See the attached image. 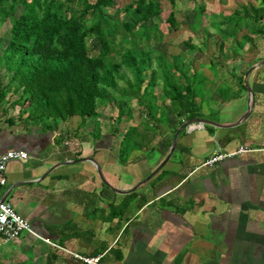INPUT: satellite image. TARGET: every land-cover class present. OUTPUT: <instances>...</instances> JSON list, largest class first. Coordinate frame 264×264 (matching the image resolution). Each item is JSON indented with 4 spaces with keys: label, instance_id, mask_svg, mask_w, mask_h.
I'll return each mask as SVG.
<instances>
[{
    "label": "crops",
    "instance_id": "1",
    "mask_svg": "<svg viewBox=\"0 0 264 264\" xmlns=\"http://www.w3.org/2000/svg\"><path fill=\"white\" fill-rule=\"evenodd\" d=\"M223 8L218 14L236 9ZM253 27L263 31L264 20ZM225 58L219 62L230 67L232 59L238 69L196 72L208 78L198 101L207 124L183 129L168 159L176 120L167 108L157 115L156 135L144 130L138 106L131 120H113V130L101 115L99 129L78 116L52 130L0 118V155L28 154L7 164L3 195L38 237L5 243L0 236V264H85L75 255L99 264H264V64L247 78L254 104L243 121L249 96L244 81L238 84L264 60V34ZM127 125L137 127L141 146L121 160ZM240 146L253 151L202 167L215 152Z\"/></svg>",
    "mask_w": 264,
    "mask_h": 264
},
{
    "label": "trees",
    "instance_id": "2",
    "mask_svg": "<svg viewBox=\"0 0 264 264\" xmlns=\"http://www.w3.org/2000/svg\"><path fill=\"white\" fill-rule=\"evenodd\" d=\"M168 3L171 8L165 10L160 0H132L123 7L116 0H0V28L9 27V37H0V109L6 92L19 93L11 106L20 105L19 118L27 114L31 124L52 130L78 116L93 119L99 129L102 108L115 109L112 120L119 125L131 120L136 105L144 130L156 135L157 115L167 108L176 120L175 133L201 116L200 87L208 78H198L189 64L183 70L170 62L164 34L176 32L185 18L194 32L205 7L197 3L178 16L175 0ZM259 4L219 14L221 28L208 70L238 69L231 55L243 53L245 43L264 34L253 27L264 20V0ZM222 56L231 59L230 67L219 62ZM247 69L238 77L242 87ZM157 87L163 99L155 95ZM127 126L121 160L141 146L137 127Z\"/></svg>",
    "mask_w": 264,
    "mask_h": 264
},
{
    "label": "rangeland",
    "instance_id": "3",
    "mask_svg": "<svg viewBox=\"0 0 264 264\" xmlns=\"http://www.w3.org/2000/svg\"><path fill=\"white\" fill-rule=\"evenodd\" d=\"M131 1L132 0H116V4L123 7ZM240 1L247 0H175V10L177 11L178 16L183 15L186 10L194 8L197 3L203 5L205 11L202 14L201 26L196 28L194 32L189 27L188 21L185 18V20H182L181 25L176 32H173L170 35L164 34L169 61L172 59L173 62L178 63L183 70L186 68L185 65L189 64L194 71L201 73L204 68L209 66L208 60L210 55L214 53L215 48L214 41L219 38L218 29H220L221 26L219 25L220 16L218 12L224 9L223 6L231 7L230 9L236 7ZM160 2L165 10L171 8L168 0H160ZM17 11V13H19L20 7H18ZM0 37L5 39L9 37L8 26L0 28ZM251 53L253 52L248 51L247 54L249 55ZM190 59H193V61ZM154 93L158 98L160 97L163 99L160 87L155 88ZM205 95L207 97V94ZM18 97L19 93L12 94V92H6V100L2 104L3 108L0 109V118L7 123L10 118H13V120L18 121L17 123L21 125L27 123L30 124V121H26L27 114L19 118L20 105L14 107L11 106L12 102L17 100ZM115 97L118 98L119 96L115 94ZM135 106L133 107L136 109ZM101 112L100 115L102 116L101 120L103 125L113 130L115 128V121L113 122L112 119L117 115V111L106 107L102 108ZM25 121L27 123H25Z\"/></svg>",
    "mask_w": 264,
    "mask_h": 264
},
{
    "label": "built area",
    "instance_id": "4",
    "mask_svg": "<svg viewBox=\"0 0 264 264\" xmlns=\"http://www.w3.org/2000/svg\"><path fill=\"white\" fill-rule=\"evenodd\" d=\"M251 151H253L251 148L240 146L232 153L215 152L203 162L202 167L213 168L228 157H235ZM27 158L28 154L22 150H8L0 155V236L5 243L15 241L24 234L38 238L30 223L15 212L11 204L4 199L5 195H3V188L6 186L5 171L7 164L11 161H23ZM41 240L51 244L46 239ZM75 257L85 264H99V258H86L78 255H75Z\"/></svg>",
    "mask_w": 264,
    "mask_h": 264
},
{
    "label": "water",
    "instance_id": "5",
    "mask_svg": "<svg viewBox=\"0 0 264 264\" xmlns=\"http://www.w3.org/2000/svg\"><path fill=\"white\" fill-rule=\"evenodd\" d=\"M262 64H264V60L262 61V62H260V63H258L257 65H254L253 67H250L247 71H246V73H245V76H244V86H245V88L247 89V92H248V96H249V101H248V110H247V112H246V114L242 117V119H241V121H243V120H245L247 117H248V115H249V113H250V111L252 110V108H253V104H254V102H253V98H252V93H251V90H250V88H249V86H248V83H247V78H248V76H249V74L255 69V68H257L258 66H261ZM202 125V124H207V121H205V120H203V119H199V118H193V119H190V120H188L186 123H183L179 128H178V130L175 132V134H174V139H173V142H172V144H171V147H170V150H169V154H168V157H167V159L169 158V156L171 155V153L173 152V150L175 149V146H176V142H177V137H178V135L180 134V132L183 130V129H189L190 127H192V126H194V125ZM166 159V160H167ZM163 164L164 163H162L161 165H160V167L159 168H161L162 166H163ZM159 169H157V171H158ZM98 171H99V169H98ZM156 173V171L153 173V174H155ZM152 174V175H153ZM152 175H150L149 177H147L145 180H143V181H141L140 183H138L135 187H134V189H136L138 186H140L141 184H143L145 181H147L148 179H150V177L152 176ZM133 189V190H134ZM117 192H119V191H117ZM130 192V191H129ZM119 193H121V192H119ZM4 199H6V196L4 197Z\"/></svg>",
    "mask_w": 264,
    "mask_h": 264
}]
</instances>
